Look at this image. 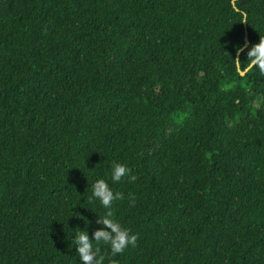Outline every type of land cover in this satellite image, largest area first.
<instances>
[{
  "label": "trees",
  "instance_id": "trees-1",
  "mask_svg": "<svg viewBox=\"0 0 264 264\" xmlns=\"http://www.w3.org/2000/svg\"><path fill=\"white\" fill-rule=\"evenodd\" d=\"M259 36L264 0H0V264H79L97 178L137 235L104 264H264Z\"/></svg>",
  "mask_w": 264,
  "mask_h": 264
},
{
  "label": "clouds",
  "instance_id": "clouds-1",
  "mask_svg": "<svg viewBox=\"0 0 264 264\" xmlns=\"http://www.w3.org/2000/svg\"><path fill=\"white\" fill-rule=\"evenodd\" d=\"M240 51L239 47L235 49L236 59H232L234 64L240 62ZM244 54L245 63L241 66L245 72L256 71L260 75H264V36H259L255 43L247 47ZM224 90L227 91L228 89L225 88ZM109 167L110 180L113 183L118 184L125 178L129 182L136 179L125 163L111 161ZM122 199H124L123 194L114 191L107 180L97 178L91 183L89 202H98L105 211L99 216L96 214V223L100 226L92 231L91 239L86 229H77L72 237L79 264H104L105 255L102 254V248H107L111 256H116L129 246L135 247L137 235L124 227L112 210L113 202ZM87 224L88 221L85 220V225Z\"/></svg>",
  "mask_w": 264,
  "mask_h": 264
},
{
  "label": "water",
  "instance_id": "water-1",
  "mask_svg": "<svg viewBox=\"0 0 264 264\" xmlns=\"http://www.w3.org/2000/svg\"><path fill=\"white\" fill-rule=\"evenodd\" d=\"M242 1H244V0H241V2ZM235 2V0H232V3H234ZM243 26H244V28H245V35H244V37H243V41H244V43H243V45L241 46V48L240 49H242V48H245L246 46H247V44H248V38H247V36H246V27H245V21H244V19H243ZM244 72L243 71H240V74H243Z\"/></svg>",
  "mask_w": 264,
  "mask_h": 264
}]
</instances>
